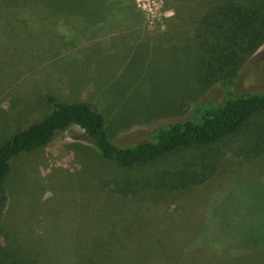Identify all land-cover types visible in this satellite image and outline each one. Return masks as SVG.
<instances>
[{"label":"rangeland","instance_id":"obj_1","mask_svg":"<svg viewBox=\"0 0 264 264\" xmlns=\"http://www.w3.org/2000/svg\"><path fill=\"white\" fill-rule=\"evenodd\" d=\"M118 7L86 22L84 10H58L49 0H0V81L7 70L12 77L11 63H25L21 83H0V145L46 115L47 94L90 103L122 147L186 118L190 102L226 96L219 80L227 69L211 66L201 43L183 71L180 33L170 21L194 35V0H124ZM254 7L255 28L240 37L246 44L253 31L263 36L241 65L233 95L264 92V11L259 1ZM263 125L261 111L242 130ZM256 140L242 131L123 168L73 124L13 160L0 264H82L94 239L117 237L122 253L140 252L139 264H227L232 248L241 253L250 241L264 242V152L247 148ZM252 264H264V253Z\"/></svg>","mask_w":264,"mask_h":264},{"label":"trees","instance_id":"obj_2","mask_svg":"<svg viewBox=\"0 0 264 264\" xmlns=\"http://www.w3.org/2000/svg\"><path fill=\"white\" fill-rule=\"evenodd\" d=\"M124 0H49V3L58 10L66 8L72 13L79 10L86 12V22H93L102 13L116 12ZM264 0H250L243 4L239 0H194V19L196 32H182L180 24L171 20L170 26H178L181 54L184 70L188 71L195 61L198 45L201 43L211 66H217L227 72L220 78L219 83L225 87L226 96L220 101L208 100L206 103L195 101L187 104L189 115L181 120L158 125L146 133V138L135 144L119 146L111 141L105 126L102 113L94 109L86 101H64L53 94H47L50 108L46 115L33 123L14 132L10 138L0 145V213L5 207L6 191L4 181L8 177L13 160L22 153L36 151L51 142L60 131L71 125L79 126L90 139L98 153L105 160L118 164L123 168H131L138 164H146L169 152L192 146H210L212 143L224 139L231 134L248 133L256 142L247 148L255 149L256 156L264 152V125L253 130H242L252 117L264 111V92H244L232 94L231 87L237 83L241 65L255 52L258 43V34L262 31H253L246 44L241 40V31L255 28L254 20L258 9L254 3ZM122 7V6H121ZM264 19V13L263 18ZM3 31V30H0ZM200 38H203L201 40ZM263 38V37H262ZM2 46V45H1ZM208 48V52H206ZM218 49V52H217ZM0 49V54H1ZM193 63H192V59ZM21 59L11 63L12 77L2 76V81L11 80L12 84H19L24 80L21 75ZM25 64V63H24ZM198 64V59L196 60ZM185 72V73H186ZM214 71L211 72L213 74ZM31 73L30 76H33ZM33 77H30V79ZM106 238H96L83 252L82 264H139L140 252L128 250L122 253L117 242ZM250 241V240H249ZM123 242V241H122ZM250 247L241 253L231 249L227 264H252L264 253V242L250 241ZM146 246V244H145ZM154 251V250H153ZM1 264H8L1 261ZM9 264H33L23 258H15Z\"/></svg>","mask_w":264,"mask_h":264}]
</instances>
